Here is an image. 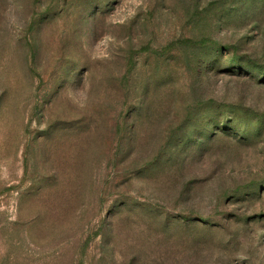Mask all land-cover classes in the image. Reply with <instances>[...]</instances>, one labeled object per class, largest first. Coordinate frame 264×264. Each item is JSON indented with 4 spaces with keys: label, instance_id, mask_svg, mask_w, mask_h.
I'll use <instances>...</instances> for the list:
<instances>
[{
    "label": "rangeland",
    "instance_id": "rangeland-1",
    "mask_svg": "<svg viewBox=\"0 0 264 264\" xmlns=\"http://www.w3.org/2000/svg\"><path fill=\"white\" fill-rule=\"evenodd\" d=\"M0 264H264V0H0Z\"/></svg>",
    "mask_w": 264,
    "mask_h": 264
}]
</instances>
